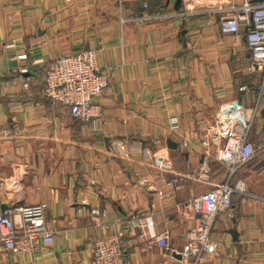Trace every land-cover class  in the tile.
Listing matches in <instances>:
<instances>
[{"label": "crops", "instance_id": "crops-1", "mask_svg": "<svg viewBox=\"0 0 264 264\" xmlns=\"http://www.w3.org/2000/svg\"><path fill=\"white\" fill-rule=\"evenodd\" d=\"M239 1L0 0V209L46 202L44 225L54 234L53 242L12 258L0 246V264H92L93 241L105 232L122 234L129 264H186L183 207L207 186L195 177L215 181L225 172L205 158L203 129L222 105L238 101L249 109L260 87L243 36L219 28L225 8ZM156 10L184 14L132 20ZM89 47L109 83L95 98L99 117L74 120L44 96L42 77L51 60ZM25 65L28 72L18 73ZM259 105L250 136L258 147L262 98ZM174 175H183L176 188L152 184ZM237 176L264 196V150ZM231 201L212 230L216 252L203 264H264V200ZM92 208L103 211L102 226L93 225ZM145 212L157 231L167 230L166 247L147 250L129 227Z\"/></svg>", "mask_w": 264, "mask_h": 264}, {"label": "built area", "instance_id": "built-area-1", "mask_svg": "<svg viewBox=\"0 0 264 264\" xmlns=\"http://www.w3.org/2000/svg\"><path fill=\"white\" fill-rule=\"evenodd\" d=\"M225 11L226 15L219 21V28L224 34L243 36L252 55L248 67L260 74V87L257 100L249 109L240 103L222 105L203 129L205 158L212 157L220 162L225 172L219 181L195 177L207 186L183 207L189 219L188 231L181 247V256L186 264H203L206 257L215 254L218 242L212 237V230L217 216L231 207L234 197L241 202L248 198L264 200V196L250 192L237 176L243 165L264 150V145L256 146L250 137L254 121L260 112L259 100H264V0L232 2ZM183 14L179 10L146 11L132 17V20H161ZM120 21L123 23L127 18L120 17ZM96 56L97 49L89 47L77 53L58 56L48 62L44 69L42 93L54 104L65 107L73 119L93 121L100 115L95 98L108 85L109 74L98 67ZM17 59H26V54L18 55ZM17 71L25 74L28 68L26 65L19 66ZM23 86H28L27 80L23 81ZM170 126L173 131H177L180 128L178 119L171 118ZM207 172V169L201 168L202 175ZM181 178L183 175L171 178L160 176L152 184L157 190L163 185L176 188L175 183ZM143 182L148 181L144 179ZM47 206L46 202H36L0 209V246L11 258L33 252L42 243L53 242V232L44 225ZM89 214L95 227L102 226V210L92 208ZM128 224L137 231V237L147 250H151L153 246H167L168 232L166 229L156 230L152 213L145 212L130 219ZM121 236L120 232H105L95 237L91 250L92 264H129L122 251ZM261 249L264 257V238ZM11 264L20 262L12 260Z\"/></svg>", "mask_w": 264, "mask_h": 264}, {"label": "rangeland", "instance_id": "rangeland-1", "mask_svg": "<svg viewBox=\"0 0 264 264\" xmlns=\"http://www.w3.org/2000/svg\"><path fill=\"white\" fill-rule=\"evenodd\" d=\"M212 160H213V159H212ZM213 162H215V161H213ZM215 163H216V162H215ZM216 165H217V163H216ZM218 165H219V163H218ZM224 171H225V170H224ZM222 176H223V172L217 174V176H215V181H219V180H221Z\"/></svg>", "mask_w": 264, "mask_h": 264}, {"label": "water", "instance_id": "water-1", "mask_svg": "<svg viewBox=\"0 0 264 264\" xmlns=\"http://www.w3.org/2000/svg\"><path fill=\"white\" fill-rule=\"evenodd\" d=\"M253 1H260V0H253ZM263 95H264V90H263ZM233 103L236 105V104H238V101H235V102H233ZM262 112H263V114H264V109H263Z\"/></svg>", "mask_w": 264, "mask_h": 264}, {"label": "trees", "instance_id": "trees-1", "mask_svg": "<svg viewBox=\"0 0 264 264\" xmlns=\"http://www.w3.org/2000/svg\"><path fill=\"white\" fill-rule=\"evenodd\" d=\"M74 120H76V119H74Z\"/></svg>", "mask_w": 264, "mask_h": 264}]
</instances>
